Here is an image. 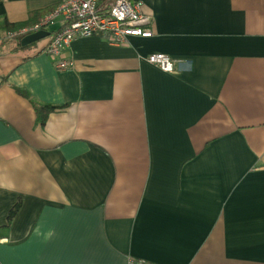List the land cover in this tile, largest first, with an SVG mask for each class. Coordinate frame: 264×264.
Masks as SVG:
<instances>
[{
  "label": "crops",
  "instance_id": "obj_1",
  "mask_svg": "<svg viewBox=\"0 0 264 264\" xmlns=\"http://www.w3.org/2000/svg\"><path fill=\"white\" fill-rule=\"evenodd\" d=\"M141 1L57 69L4 21L58 0H0V264H264V0Z\"/></svg>",
  "mask_w": 264,
  "mask_h": 264
},
{
  "label": "built area",
  "instance_id": "obj_2",
  "mask_svg": "<svg viewBox=\"0 0 264 264\" xmlns=\"http://www.w3.org/2000/svg\"><path fill=\"white\" fill-rule=\"evenodd\" d=\"M142 6L141 0H58L33 25L9 31L7 36L49 31L43 51L53 59L57 69H66L74 62L64 52L77 37L98 35L110 44L121 45L128 43L130 37L151 36L152 16ZM56 24V28L50 29ZM146 60L164 72L175 71V61L164 53H150Z\"/></svg>",
  "mask_w": 264,
  "mask_h": 264
},
{
  "label": "trees",
  "instance_id": "obj_3",
  "mask_svg": "<svg viewBox=\"0 0 264 264\" xmlns=\"http://www.w3.org/2000/svg\"><path fill=\"white\" fill-rule=\"evenodd\" d=\"M40 15L41 14H39L37 12H31L29 14V18L27 20L22 21V22H15V23L4 21V26L8 31H14V30L20 29L22 27H28V26L33 25L35 22H37L38 18H36V17L40 16ZM42 16H43V13H42ZM18 38H21V37H18ZM17 91L21 95H23L27 98H30L29 94L24 89H17ZM30 101H31L35 111L37 112L38 121L41 124H44V122H45V120H46V118L50 112H52L58 108L57 106H54L51 104H41L37 101H34L33 99H30ZM17 207H18V203L10 210L9 217H11L14 214Z\"/></svg>",
  "mask_w": 264,
  "mask_h": 264
},
{
  "label": "water",
  "instance_id": "obj_4",
  "mask_svg": "<svg viewBox=\"0 0 264 264\" xmlns=\"http://www.w3.org/2000/svg\"><path fill=\"white\" fill-rule=\"evenodd\" d=\"M49 31L47 30H39L34 31L29 34H26L20 39V45L25 46L31 43L37 42L45 37H48Z\"/></svg>",
  "mask_w": 264,
  "mask_h": 264
}]
</instances>
